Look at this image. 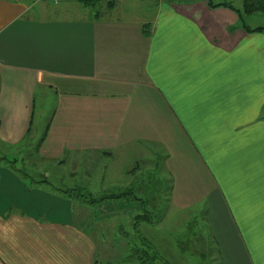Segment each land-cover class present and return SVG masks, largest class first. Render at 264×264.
<instances>
[{"label": "crops", "instance_id": "1", "mask_svg": "<svg viewBox=\"0 0 264 264\" xmlns=\"http://www.w3.org/2000/svg\"><path fill=\"white\" fill-rule=\"evenodd\" d=\"M243 19L208 0H0V139L49 104L64 117L46 138L54 123L86 168L126 146L149 149L173 184L199 167L221 264H264V31ZM7 159L0 264H104L75 203Z\"/></svg>", "mask_w": 264, "mask_h": 264}, {"label": "rangeland", "instance_id": "2", "mask_svg": "<svg viewBox=\"0 0 264 264\" xmlns=\"http://www.w3.org/2000/svg\"><path fill=\"white\" fill-rule=\"evenodd\" d=\"M212 1L230 2L236 8H243V0ZM243 20L250 26H264V12L244 13ZM49 106L21 110L18 117L22 119L23 131L19 139L14 142L0 139V151L8 157V164L18 169L27 186L42 187L54 195H60V190L67 188H79L96 197L119 193L123 189L135 190L138 200H104L102 205H86L64 197L75 203L76 223L97 237L100 261L104 264H141L135 247V242L141 240L138 234H141L167 264H221L208 219L210 183L201 168L197 171L194 166L197 174L181 176V171L175 173L173 184L164 164L158 168L155 157L147 155L149 149L140 146L114 150V158L102 154L97 161L93 156V167L86 168L84 152L72 149L64 140L63 131L55 130L54 123L46 138V126L52 116L64 117V111L48 110ZM4 128L3 123L0 124V131ZM43 147L48 155L40 152ZM148 197L152 202H158L159 208L153 211L155 215L162 213L163 219L158 223H140L139 232L135 233L134 217L140 212L141 200L147 201ZM146 208L153 209L149 204ZM147 256L144 258L149 261L151 255L148 253ZM148 264L163 263L149 261Z\"/></svg>", "mask_w": 264, "mask_h": 264}, {"label": "trees", "instance_id": "3", "mask_svg": "<svg viewBox=\"0 0 264 264\" xmlns=\"http://www.w3.org/2000/svg\"><path fill=\"white\" fill-rule=\"evenodd\" d=\"M88 2L91 1H98V0H87ZM209 5L215 7L219 5H224L227 7H231L232 9L238 11L242 14H252L255 12H264V0H243V8H236L230 2H224V3H213L211 0H209ZM248 31H264V26H258L256 28H250L249 26H246ZM60 190V189H58ZM62 196H68L70 198L77 199L79 202L86 204V205H102L105 203L104 200H116V199H123L126 201H134L138 200L137 193L134 189H123L122 192L119 193H112L107 195H102L100 197L94 196L92 193H84L83 190H80L79 188H67V189H61ZM147 197V196H146ZM146 201L144 198L141 200L140 205V212L134 217V225H135V233L139 232V224L140 223H158L163 219L162 213L154 214V209L159 208L158 202H152L150 197L147 198ZM109 202V201H108ZM149 204L150 207H153V209L148 210L147 205ZM147 204V205H146ZM145 208V209H144ZM137 236V235H136ZM140 236V239H138L137 243L135 242V247L137 248V259L140 261L141 264H148L150 261L151 263H156L161 261L163 264H167L165 260L161 259L157 252L153 249V246L151 242L147 239L145 236H141V234H138V237ZM132 238V236H131ZM142 253L141 255L139 253ZM150 254V259L147 261L144 257H148L147 254Z\"/></svg>", "mask_w": 264, "mask_h": 264}, {"label": "built area", "instance_id": "4", "mask_svg": "<svg viewBox=\"0 0 264 264\" xmlns=\"http://www.w3.org/2000/svg\"><path fill=\"white\" fill-rule=\"evenodd\" d=\"M48 2L51 3H62V2H66V1H77V2H83V1H87V0H46ZM103 1H111V0H103ZM119 1V0H117Z\"/></svg>", "mask_w": 264, "mask_h": 264}]
</instances>
